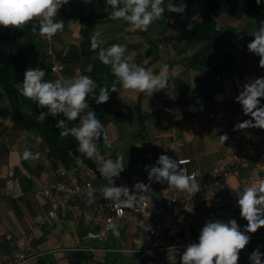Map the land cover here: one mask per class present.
Wrapping results in <instances>:
<instances>
[{"label": "crops", "instance_id": "0c3cea01", "mask_svg": "<svg viewBox=\"0 0 264 264\" xmlns=\"http://www.w3.org/2000/svg\"><path fill=\"white\" fill-rule=\"evenodd\" d=\"M94 1L69 0L61 7L59 20L64 27L57 38L56 49L65 57L71 50L74 52V59L69 62L72 77L83 75L85 71L86 60L81 57L79 47L84 27L82 19L91 15L99 18L96 31L102 33L103 46H125L133 62L155 74L162 64L170 67L168 87L154 92L151 97L117 88L119 102L113 107L117 118L107 128L108 136L109 127L112 129L111 147L100 142L105 153L114 159L123 156L124 164L145 166V156L150 151L158 157L163 154L175 160L189 159V170L207 173L223 157L229 140L242 130H234V126L252 119L243 113L235 98L246 82L264 77V69L259 66L260 57L249 50L239 56L235 67L219 81L215 103L204 107L196 86V79L202 74L186 65L201 48L191 36L201 25L200 17L190 22L180 20V13L167 10V5L173 3L170 0L164 5L163 19L154 21L146 32L132 31L126 22L109 18L112 9L106 0L93 6ZM238 2L241 19L226 14L218 19L219 29H233L232 51L244 50L254 39L252 33L258 29L246 20L242 8L245 0ZM189 24L193 27L186 30ZM40 40L42 36L33 32L29 41L35 51L30 60L33 68L39 67L35 44ZM137 105L146 118L144 124L138 120ZM72 123L76 125V121ZM142 128L144 132L139 135ZM255 129L264 134V129ZM225 134L228 139L222 144L219 137ZM25 149L39 153V159L25 160ZM60 166L41 138L18 128L10 117L0 116V264H14L18 239L33 231L37 215L45 214L46 204L39 194L41 185L56 177ZM257 167L258 163L251 162L241 177L228 181V189L237 190L243 177L254 175ZM9 180L19 182L21 197L8 195ZM235 220L243 231L247 221L241 217L240 208L235 211ZM86 232V226L57 216L47 222L43 235L31 242L28 259L23 264H69L74 255L81 252L88 257L86 264H162L159 253L149 255L135 251L136 229L132 225L116 226L103 243L86 239ZM245 234L250 236V242L239 252L238 264H251L249 256L257 248L264 253V227Z\"/></svg>", "mask_w": 264, "mask_h": 264}, {"label": "clouds", "instance_id": "9594fccd", "mask_svg": "<svg viewBox=\"0 0 264 264\" xmlns=\"http://www.w3.org/2000/svg\"><path fill=\"white\" fill-rule=\"evenodd\" d=\"M68 2L69 0H0V25L5 28H24L31 23L34 33L51 38L63 30V21L55 18L58 10ZM106 3L112 9L109 18L126 22L132 31L146 32L154 21L163 19L165 12L164 0H106ZM256 3L259 5L260 0H256ZM186 8L187 5L184 3L179 6L173 3L167 5V10L173 13L182 14ZM192 27L193 25L189 24L186 30H191ZM252 35L254 40L248 43L247 48L249 52L260 57L259 66L264 69V21L260 22L259 28ZM101 36L100 31H95L90 37V47L92 51L97 52L95 59L111 66L116 77L111 91L117 92V84H120L124 90L151 97L154 92L168 87L170 74L168 64L160 65L158 74H155L133 62V56L126 54L125 46L112 44L105 48ZM92 70L93 65L89 64L86 71ZM45 75L42 68L30 67L24 73L23 82L15 85L20 95L36 102L38 107L47 109V112L39 114L37 120L43 122L46 116L56 117L62 114L67 122L65 120L57 122L56 127L61 130L60 136L74 137L78 142V151L90 159H95L99 164L100 175L105 178L118 177L124 170V158L117 156L114 160L98 157L96 142L102 137L105 146L111 147V139L88 103L89 97L95 99L96 104L106 103L110 99L109 87L104 85L98 89L96 82L88 75L55 81H46ZM260 98H264V77L249 80L242 86L235 99L242 106L243 113L252 119L238 123L234 130L264 129V105H260ZM77 119L78 124L68 126V122ZM219 138L224 144L228 136L225 134ZM39 156V153L34 154L29 149L23 152L25 160H38ZM186 163L187 161L175 160L162 154L155 165L146 166L148 180L167 182L170 187L181 192L196 193L199 184L195 175H189L187 169L182 167ZM133 187L135 191L130 192L126 185L114 186L112 179L110 186L100 189L101 197L110 201L115 209H133L149 196L150 184L136 182ZM88 195L90 202H95L94 195L91 193ZM238 196L240 215L247 221L244 230L241 231L235 219L227 222L208 221L200 232L198 243L186 247L180 264H238L239 252L250 242V236L245 233H255L264 227V181L245 187ZM112 228L116 230L115 225H112ZM116 234L118 235V232ZM262 257L264 253L257 248L250 254L249 259L251 264H264ZM167 260L169 264H177L176 255L170 254V251Z\"/></svg>", "mask_w": 264, "mask_h": 264}, {"label": "built area", "instance_id": "2783aa9c", "mask_svg": "<svg viewBox=\"0 0 264 264\" xmlns=\"http://www.w3.org/2000/svg\"><path fill=\"white\" fill-rule=\"evenodd\" d=\"M61 8L56 20H59ZM59 31L51 38L42 36L43 52L48 60L51 81L72 78L67 71L65 56L56 49ZM39 63L43 58L38 59ZM87 111V110H86ZM82 115V114H81ZM79 120H76V124ZM100 159L109 157L101 143L96 142ZM114 159V158H111ZM158 156L148 151L146 165L124 164V170L118 177L105 178L99 173V164L95 159L83 153L75 156L69 166L61 165L56 177L42 183L39 194L46 204L44 215H37L32 232L18 239L14 264H23L28 259L31 242L43 235L48 221L57 216L76 221L87 228L85 238L99 243L105 242L114 231L112 225H132L136 229V248L138 253H159L162 264H169L167 256L176 255L177 264L186 247L198 243L203 226L211 220L227 222L235 219L239 208L238 199L245 187L264 181V134L255 128L242 129L229 140L223 157L207 173L191 171L189 159L182 167L188 174H194L199 184L196 193L181 192L170 187L167 182L148 180L146 166L155 165ZM115 160V159H114ZM251 162L258 163L254 175L243 177L237 190L228 189V181L242 176ZM126 185L130 192L135 191L134 184H150L149 196L133 209H115L110 201L101 197L100 189L110 186ZM7 193L12 197H21L19 182L11 180L7 184ZM89 193L95 202H90Z\"/></svg>", "mask_w": 264, "mask_h": 264}, {"label": "trees", "instance_id": "16d2710c", "mask_svg": "<svg viewBox=\"0 0 264 264\" xmlns=\"http://www.w3.org/2000/svg\"><path fill=\"white\" fill-rule=\"evenodd\" d=\"M99 1L95 0L93 6ZM169 1L164 0V5ZM173 3H184L187 5L185 12L179 16L180 20L190 22L195 17L201 18V25L191 33L193 40L201 45V48L188 59L186 65L188 68L202 74L196 79V86L202 106L209 107L215 103L219 81L235 67L239 56L245 55L246 51H248L247 46L244 50L232 51L231 35L233 29L218 28V19L222 14H226L233 19H241L239 2L238 0H173ZM242 8L246 12L247 22L259 28L260 22L264 21V0H260L259 5L256 0H245ZM82 21L84 27L81 30L82 42L79 52L81 57L86 60L83 75L90 76L98 85V89L104 87V85L108 86V91L110 92V99L106 103L96 104L95 99L92 97L88 98V103L89 107L96 112L97 118L104 125L107 132L109 124L117 118L113 107L119 102V97L117 92L111 91L112 83L116 80V77L110 65H104L98 59H95L97 52L92 51L90 47V37L97 30L100 23L99 18L91 15L83 17ZM32 37L33 31L30 24L24 28H5L0 25V116L10 117L18 128L41 138L52 156L61 165L69 166L73 158L81 155V152L78 151L76 139L70 135L67 137L60 136L61 130L56 127L59 120L67 122L66 117L62 114L56 117L49 115L46 116L43 122L38 121L37 117L39 114L47 112V109L38 107L36 102L20 95L15 87L16 84L23 82L25 71L32 67L30 60L34 48L29 44ZM252 40L254 39H251L249 43ZM35 47L37 53L36 61L38 62L40 57L43 58V62L39 63V67L46 73L44 79L51 81L48 60L43 52L42 40L38 41ZM70 59H74L72 50L65 57L69 73ZM89 64L93 65L91 72L86 71ZM120 87L122 86L117 84V88ZM260 101H264V98H261ZM135 110L138 114L139 122L144 124L146 118L141 113L140 105H137ZM68 126L72 127L74 125L70 121ZM143 132L144 129L142 128L138 134L141 135ZM99 142L103 143L102 137ZM87 259L88 257L82 252L76 253L69 264H86Z\"/></svg>", "mask_w": 264, "mask_h": 264}, {"label": "rangeland", "instance_id": "374dc122", "mask_svg": "<svg viewBox=\"0 0 264 264\" xmlns=\"http://www.w3.org/2000/svg\"><path fill=\"white\" fill-rule=\"evenodd\" d=\"M110 131H111V133H110ZM109 138L112 139V129H111V127H109ZM9 181H11V180H9ZM9 181H8V182H9ZM7 184H8V183H7ZM239 260H240V259H238V263H239Z\"/></svg>", "mask_w": 264, "mask_h": 264}]
</instances>
